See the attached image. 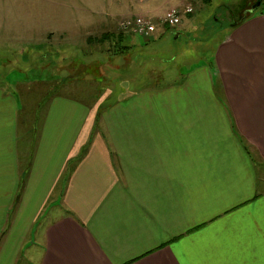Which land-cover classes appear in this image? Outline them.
Segmentation results:
<instances>
[{"label": "crops", "instance_id": "obj_1", "mask_svg": "<svg viewBox=\"0 0 264 264\" xmlns=\"http://www.w3.org/2000/svg\"><path fill=\"white\" fill-rule=\"evenodd\" d=\"M16 2L0 0V68L18 41L67 34L63 16L36 23ZM106 15L82 46L121 28ZM157 28L150 39L172 27ZM42 57L33 83L62 82ZM214 61L120 95L76 79L30 103L0 76V264H264V12L232 26Z\"/></svg>", "mask_w": 264, "mask_h": 264}, {"label": "rangeland", "instance_id": "obj_2", "mask_svg": "<svg viewBox=\"0 0 264 264\" xmlns=\"http://www.w3.org/2000/svg\"><path fill=\"white\" fill-rule=\"evenodd\" d=\"M178 1L60 0V4H47L43 0L16 2L11 5V11L21 12L28 17L32 15L36 23L42 22L43 12L50 14V21L52 18L56 19L57 15L63 16L67 34L56 37L52 42H43L41 37L34 41H30L31 37L18 41L15 45L16 52L12 55L17 59L13 63L16 66L0 68V76H8V80L12 78L19 83L22 90L21 92L19 89V94L24 97L25 103L39 102L45 98V92H57L63 82L69 83L76 79L75 86L78 89L93 95L106 91L120 95L139 91L143 87L154 88L157 83L155 78H161L158 81L167 84L181 80L182 75L190 69L197 70L205 64L210 63V68L215 69V52L220 42L231 31L232 26L241 23L243 17L259 12L263 5L254 13L245 14L255 0H184L182 4H177ZM147 4L160 7L164 13L186 5H191L193 11L188 12V16L183 19V23L187 24L180 31L181 35H178L179 28L176 27L182 22L167 29L166 34L157 39L144 37L148 41L140 34L134 36L132 31L119 28L102 35L99 32L96 36H90L88 43L93 44L92 47L98 46L97 49L89 50L88 46H82L83 34L89 27L99 28L101 19L107 18L106 12L113 10L120 21L123 17H132V14L145 15L153 20L160 17L159 14H138L141 6ZM89 17L92 20H88ZM74 20L76 23L73 25ZM121 31L129 37L128 40H121ZM43 43L49 45L44 46ZM43 54L54 63L55 68L50 70L59 75L62 81L59 83L50 79L48 81L52 82L44 84L45 88L41 83H33V80L43 79L49 73L47 69L38 66L42 65L40 60L45 57H42ZM25 58L30 60L29 63L25 62ZM75 86L68 85L61 91L75 90ZM91 97L92 95L89 99ZM19 108H23V105L19 104Z\"/></svg>", "mask_w": 264, "mask_h": 264}, {"label": "built area", "instance_id": "obj_3", "mask_svg": "<svg viewBox=\"0 0 264 264\" xmlns=\"http://www.w3.org/2000/svg\"><path fill=\"white\" fill-rule=\"evenodd\" d=\"M192 11L193 7L191 5H186L184 8L175 7L158 17L156 21L145 15L124 17L120 22V27L124 30L140 34L143 37L151 38L157 31L158 24L160 26L168 25L169 27H176L181 23L183 14Z\"/></svg>", "mask_w": 264, "mask_h": 264}, {"label": "water", "instance_id": "obj_4", "mask_svg": "<svg viewBox=\"0 0 264 264\" xmlns=\"http://www.w3.org/2000/svg\"><path fill=\"white\" fill-rule=\"evenodd\" d=\"M264 0H255V2L251 5V7L245 11L246 13H254L257 9H259V7L262 5ZM245 19V17L242 18V20Z\"/></svg>", "mask_w": 264, "mask_h": 264}, {"label": "trees", "instance_id": "obj_5", "mask_svg": "<svg viewBox=\"0 0 264 264\" xmlns=\"http://www.w3.org/2000/svg\"><path fill=\"white\" fill-rule=\"evenodd\" d=\"M263 5H262V8H261V10L259 11V12H264V3H262ZM236 25V24H235ZM105 37H107V36H105Z\"/></svg>", "mask_w": 264, "mask_h": 264}]
</instances>
